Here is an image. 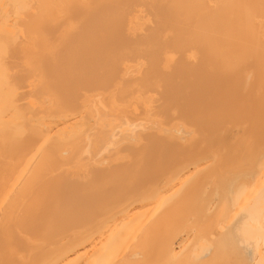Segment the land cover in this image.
<instances>
[{"label": "bare ground", "instance_id": "1", "mask_svg": "<svg viewBox=\"0 0 264 264\" xmlns=\"http://www.w3.org/2000/svg\"><path fill=\"white\" fill-rule=\"evenodd\" d=\"M0 264H264V0H0Z\"/></svg>", "mask_w": 264, "mask_h": 264}]
</instances>
